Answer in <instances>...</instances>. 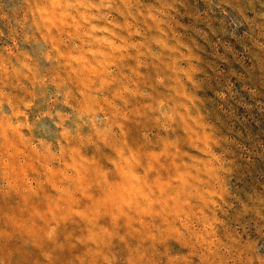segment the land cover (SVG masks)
<instances>
[{
	"label": "rangeland",
	"instance_id": "1",
	"mask_svg": "<svg viewBox=\"0 0 264 264\" xmlns=\"http://www.w3.org/2000/svg\"><path fill=\"white\" fill-rule=\"evenodd\" d=\"M0 264H264V0H0Z\"/></svg>",
	"mask_w": 264,
	"mask_h": 264
}]
</instances>
